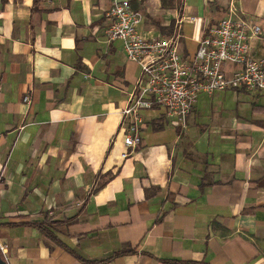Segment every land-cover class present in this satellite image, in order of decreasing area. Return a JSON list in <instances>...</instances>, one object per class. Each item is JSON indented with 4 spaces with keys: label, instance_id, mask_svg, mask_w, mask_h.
<instances>
[{
    "label": "crops",
    "instance_id": "obj_1",
    "mask_svg": "<svg viewBox=\"0 0 264 264\" xmlns=\"http://www.w3.org/2000/svg\"><path fill=\"white\" fill-rule=\"evenodd\" d=\"M115 1L147 39L183 19L187 58L231 5L264 38V0H0L8 264H264V94H202L185 129L164 107L142 110L128 150L121 112L141 70L106 36Z\"/></svg>",
    "mask_w": 264,
    "mask_h": 264
},
{
    "label": "built area",
    "instance_id": "obj_2",
    "mask_svg": "<svg viewBox=\"0 0 264 264\" xmlns=\"http://www.w3.org/2000/svg\"><path fill=\"white\" fill-rule=\"evenodd\" d=\"M107 14L112 19L105 30L107 38L121 41L128 59L141 70L135 91L121 112L120 131L128 150L141 143L142 110L164 107L167 116L185 129L202 94L227 90L264 94L262 29L233 5L216 26L207 29L196 53L189 58L181 47L183 19L176 21L172 35L147 39L138 29L142 16L128 1H115ZM258 42L263 43L261 49ZM23 101L31 104L28 95ZM128 155V151L122 154L123 158ZM7 254L0 238V256L8 261Z\"/></svg>",
    "mask_w": 264,
    "mask_h": 264
},
{
    "label": "trees",
    "instance_id": "obj_3",
    "mask_svg": "<svg viewBox=\"0 0 264 264\" xmlns=\"http://www.w3.org/2000/svg\"><path fill=\"white\" fill-rule=\"evenodd\" d=\"M35 2L38 0H34ZM162 6L164 8H179L181 6V0H162ZM2 181L1 175H0V183Z\"/></svg>",
    "mask_w": 264,
    "mask_h": 264
},
{
    "label": "water",
    "instance_id": "obj_4",
    "mask_svg": "<svg viewBox=\"0 0 264 264\" xmlns=\"http://www.w3.org/2000/svg\"><path fill=\"white\" fill-rule=\"evenodd\" d=\"M0 264H8V262L0 256Z\"/></svg>",
    "mask_w": 264,
    "mask_h": 264
}]
</instances>
